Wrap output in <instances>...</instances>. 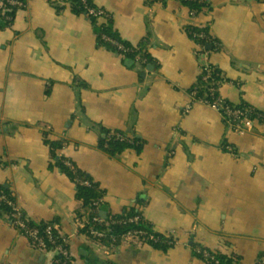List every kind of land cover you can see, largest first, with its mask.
I'll list each match as a JSON object with an SVG mask.
<instances>
[{"label":"crops","instance_id":"1","mask_svg":"<svg viewBox=\"0 0 264 264\" xmlns=\"http://www.w3.org/2000/svg\"><path fill=\"white\" fill-rule=\"evenodd\" d=\"M205 1L196 15L183 0H94L148 58L101 45L104 21L75 13L69 0H26L0 28V189L33 223H56L76 264H209L194 243L243 264L264 254V123L237 132L191 95L208 60L227 80L223 97L264 111V0ZM189 26L213 37L206 57ZM105 130L144 145L112 156L101 147ZM67 160L100 185L103 220L137 209L176 245L80 233L83 204L59 165ZM0 264L53 257L0 213Z\"/></svg>","mask_w":264,"mask_h":264},{"label":"trees","instance_id":"2","mask_svg":"<svg viewBox=\"0 0 264 264\" xmlns=\"http://www.w3.org/2000/svg\"><path fill=\"white\" fill-rule=\"evenodd\" d=\"M22 1L23 5L21 7L12 5L8 3L6 0H0V28L6 27L11 20L9 18H14L16 16V12L20 8H24L26 5V0H18ZM71 2L72 9L77 14H84L89 17L92 21L98 22V18L89 13V8H100L95 5L94 0H87V5L83 2V0H69ZM184 3L191 9L193 13L196 15L201 13L204 10L205 6H209L205 0H183ZM10 16V17H9ZM112 16L108 19L106 24L101 23L98 25V38L99 43L102 45H107L115 50H118L120 53L126 54L127 56L134 58L141 56V58H148L150 56L143 48L140 49H132L130 48L122 39H120L115 32L112 31ZM188 31L190 35L195 38L199 43L201 48L206 47L208 43H214L213 37L210 38V34L204 27H196V26H189ZM200 33H205L206 36L210 39H202L198 36ZM107 34L111 40H106L103 35ZM120 43L125 46V49H119L118 46L114 43ZM150 60V59H149ZM213 71L212 76L208 82L203 81V76L200 73L199 81L197 85L193 88L198 91L200 97L213 100V96L209 90L211 83L213 81L220 80L221 82L225 83L227 80L224 79L222 72L212 65ZM192 89V90H193ZM221 89V88H220ZM220 89L216 92L217 96H220ZM229 101V100H228ZM232 105L236 106L237 108H241L244 111H249L253 114V117L257 113H261L264 117V111L257 109L253 105L248 102H241L239 104H235L229 101ZM117 134H122L124 139H121L117 136ZM144 143L142 140L132 134L129 131H104V136L101 140V147L105 149L108 153L112 156L118 155L123 152L125 149L130 147H136L140 149L143 147ZM51 146L53 151L55 152L56 149L60 148L59 142H51ZM61 168L76 182L77 186V198L83 204V215L87 214V225L81 231L82 234L92 238L96 241H102L104 243H114L119 244L123 238V236L133 233L135 236H138L143 242L150 243L154 245L156 248H159L163 251L168 250L170 247L175 246L177 240L169 236L167 234L161 233L154 229L153 225L144 218L142 213L137 209H132L127 211L122 215H114L108 217L103 222H96L94 218L96 216H100L99 212V202L102 200L101 193L103 192L100 188V185L93 180V178L86 173L77 169V167L70 162L69 160L65 161L64 164L59 162ZM0 194H6L8 198L14 199L10 190L6 187H2L0 189ZM97 203V204H96ZM98 207V208H97ZM10 207L6 203H2L0 208V213L2 214H9ZM82 215V216H83ZM101 217V216H100ZM137 218V219H136ZM134 219V220H133ZM56 222V221H55ZM48 223H33L30 221V224L40 227L43 229L48 225ZM56 224V223H55ZM59 229V227H58ZM92 230L100 231L104 234L103 237L99 238L91 234ZM198 244L194 243V248ZM215 258L219 260L220 264H243L241 258L238 255H227L218 252H213ZM201 258L203 257L201 254L196 253ZM264 255V254H263ZM209 264H214L212 260H207Z\"/></svg>","mask_w":264,"mask_h":264},{"label":"built area","instance_id":"3","mask_svg":"<svg viewBox=\"0 0 264 264\" xmlns=\"http://www.w3.org/2000/svg\"><path fill=\"white\" fill-rule=\"evenodd\" d=\"M6 1L19 7L23 5V2L18 0ZM83 2L87 5V0H83ZM89 13L96 16L98 20L104 21V24L108 22L110 17V13L103 8H89ZM198 36L202 39L208 38L205 33H200ZM103 37L106 40H111L107 34H104ZM114 43L119 49H125L124 45L116 42ZM206 53L207 47H202L200 56L206 57ZM200 71L203 76V81L208 82L212 76V64L208 60H204L200 63ZM223 84L224 83L220 80L213 81L211 83L209 90L211 95L214 97L213 100H207L200 97L196 89L191 91V95L195 100L204 102L215 108L220 113L224 123L237 132L243 133L245 131L252 130L257 125V123H264V117L261 113H257L253 117V114L248 110L244 111L241 108H237L222 95L217 96L216 92L222 87ZM117 136L121 139H124L122 134H117ZM237 157H239V155H237ZM2 203H6L10 207V212L7 214V216L11 225L26 235L35 247L50 253L53 257V264H76L69 239L60 231V228L58 229V226L54 222L48 223L46 227L41 229L40 227L30 224V219L27 217L25 209L20 207L14 199L8 198L6 194H0V208ZM87 219V214L78 217L77 229L80 231V233H82L81 231L86 227ZM94 221L103 222L104 220L100 216H96ZM91 234L99 238L104 236L102 232L96 230H92ZM130 240L143 242L133 233L123 236L121 242ZM194 250L196 253L201 254L203 256L202 258L206 261L209 259L212 260L214 264H220L219 260L215 258L213 251L210 249L198 244ZM258 264H264V255L260 257Z\"/></svg>","mask_w":264,"mask_h":264},{"label":"water","instance_id":"4","mask_svg":"<svg viewBox=\"0 0 264 264\" xmlns=\"http://www.w3.org/2000/svg\"><path fill=\"white\" fill-rule=\"evenodd\" d=\"M207 49H211V48H207Z\"/></svg>","mask_w":264,"mask_h":264}]
</instances>
